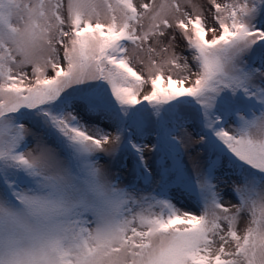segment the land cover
Here are the masks:
<instances>
[{
	"label": "snow or ice",
	"instance_id": "obj_1",
	"mask_svg": "<svg viewBox=\"0 0 264 264\" xmlns=\"http://www.w3.org/2000/svg\"><path fill=\"white\" fill-rule=\"evenodd\" d=\"M0 264H264V0H0Z\"/></svg>",
	"mask_w": 264,
	"mask_h": 264
},
{
	"label": "rangeland",
	"instance_id": "obj_2",
	"mask_svg": "<svg viewBox=\"0 0 264 264\" xmlns=\"http://www.w3.org/2000/svg\"><path fill=\"white\" fill-rule=\"evenodd\" d=\"M134 2L139 3L140 0H134ZM147 2V0H145ZM183 2V0H181ZM197 3L203 2V0H196ZM222 2V0H221ZM179 52L180 49H177ZM187 54V53H185ZM138 72H140L142 75L147 78V73L143 70V66L140 64L133 62L132 65ZM148 91H150V85H145L144 90L141 92V97L146 94ZM156 133L150 132L146 133V137L144 142L148 143L149 145L156 143ZM195 142V141H194ZM187 154L183 155L182 160L183 163L187 166L189 170H191L193 165V159L197 157V154H199V157L202 159L206 154L203 152L202 149H194L191 151L185 150ZM149 163L152 162L153 157L151 154H148L147 156ZM105 161H101V163H104ZM133 161L130 158L125 157L122 161H117V165L120 167H123V175L125 177V180L130 179V171L132 167ZM221 179H225V177H221ZM154 187V186H153ZM174 196V202L177 204L178 207H181L182 210H189L194 209L196 207V201L195 199L189 198L187 195L182 194L180 191L174 190L173 191ZM227 198V197H226Z\"/></svg>",
	"mask_w": 264,
	"mask_h": 264
}]
</instances>
